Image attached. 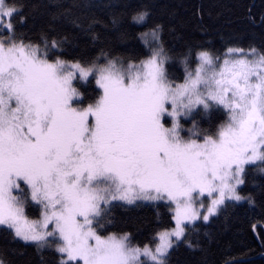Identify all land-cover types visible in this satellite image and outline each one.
Masks as SVG:
<instances>
[{
    "label": "snow or ice",
    "instance_id": "1",
    "mask_svg": "<svg viewBox=\"0 0 264 264\" xmlns=\"http://www.w3.org/2000/svg\"><path fill=\"white\" fill-rule=\"evenodd\" d=\"M27 20L23 5L0 0V226L13 239L54 249L56 264H169L179 244L196 247L198 222L257 206L245 186L255 171L264 191V46L193 57L167 47L156 24L138 33L135 56L101 49L69 59L67 36L34 42ZM98 22L72 21L93 42ZM81 81H94L91 96L74 86ZM137 202L170 214L151 240L101 234L114 207ZM0 264L10 262L0 254Z\"/></svg>",
    "mask_w": 264,
    "mask_h": 264
},
{
    "label": "trees",
    "instance_id": "2",
    "mask_svg": "<svg viewBox=\"0 0 264 264\" xmlns=\"http://www.w3.org/2000/svg\"><path fill=\"white\" fill-rule=\"evenodd\" d=\"M23 5L27 23L23 26L26 35L34 42L40 41L42 33L67 36L66 58L76 57L89 60L100 55L103 49L109 54L124 53L137 55L144 51L138 33L160 24L162 38L167 47L177 52L188 48L195 51L210 49L222 53L226 45L247 47L249 44L264 46V0H15ZM137 10H147L146 22L137 25L131 16ZM118 23L113 26V19ZM72 21L92 25L99 39L91 41L76 28ZM123 34V35H122ZM181 74L183 68L174 71ZM79 90L91 96L97 88L90 84L75 83ZM223 119V117H220ZM219 123L204 122L202 126ZM190 126L186 124L185 127ZM261 177L253 171L245 192H251L257 201L256 207L247 203L236 204L222 211L205 223L196 224L190 239L196 247L189 248L181 243L171 253L169 264H264V245L259 238L264 234V191L260 187ZM35 206L26 207L30 217L36 215ZM159 212V215H157ZM170 214L165 208L157 209L150 203L137 202L114 207L106 224V231L132 233L133 242H148L154 231L168 223ZM256 226L253 227L252 225ZM0 254L10 264H56L58 254L54 249L38 253L34 245L13 239L0 226ZM44 256V260H41Z\"/></svg>",
    "mask_w": 264,
    "mask_h": 264
},
{
    "label": "rangeland",
    "instance_id": "3",
    "mask_svg": "<svg viewBox=\"0 0 264 264\" xmlns=\"http://www.w3.org/2000/svg\"><path fill=\"white\" fill-rule=\"evenodd\" d=\"M74 86H75V82H74ZM142 203H147V202H142ZM25 212H26V209H25ZM26 215H27V213H26ZM28 217H29V219H38L39 218V212H38V210H37L36 215L34 217H30V216H28ZM105 235H107V234H105Z\"/></svg>",
    "mask_w": 264,
    "mask_h": 264
}]
</instances>
